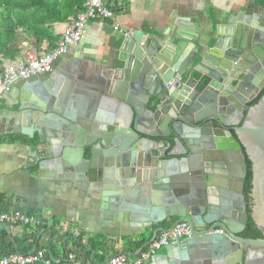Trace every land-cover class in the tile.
I'll list each match as a JSON object with an SVG mask.
<instances>
[{
  "label": "water",
  "instance_id": "water-1",
  "mask_svg": "<svg viewBox=\"0 0 264 264\" xmlns=\"http://www.w3.org/2000/svg\"><path fill=\"white\" fill-rule=\"evenodd\" d=\"M240 12L174 15L148 36L124 33L109 60L63 58L67 85L80 87L70 103L50 74L2 96L16 106L13 133H38L39 170L57 185L85 191L115 220L190 224L192 237L152 264H264V95L248 107L264 90V8ZM249 208L261 238L240 236Z\"/></svg>",
  "mask_w": 264,
  "mask_h": 264
},
{
  "label": "crops",
  "instance_id": "crops-1",
  "mask_svg": "<svg viewBox=\"0 0 264 264\" xmlns=\"http://www.w3.org/2000/svg\"><path fill=\"white\" fill-rule=\"evenodd\" d=\"M255 3L264 8V0H121L117 4L114 19L89 21L83 39L70 47L68 53L54 63V70L47 73L55 84L61 81L57 99L62 98L70 103L74 101V95H80L76 92L80 89L78 80L72 88L67 85V78L63 76L60 67L63 58L73 59L78 56L97 61L109 60L116 54L119 40L124 33L134 34L143 30L148 36L155 29L162 28L174 15L177 19L189 16L193 21H198L218 13L223 16L222 21H226L230 14L241 13L240 11ZM67 24L57 22L50 26L53 27L55 35L61 37ZM18 33L13 47L21 50L22 56L15 60L1 56L3 68L10 64H19L29 54H39L51 49L48 40L37 49L32 36L24 32ZM62 76L64 78L61 79ZM3 94L0 95V110L3 111L0 115V194L8 198L14 206H20L24 211L44 218L46 227L35 236L37 227L3 224L0 225V236L8 234L12 241L15 238L19 241L29 239L35 242L31 252L38 246L48 251L54 248L53 257L62 263L68 251L86 259L84 254L79 253L78 245L86 247V241L97 235L103 237L106 244L98 248L97 252H93L88 244L87 246L93 255L97 254L98 259L120 253L134 257L148 245L155 231L159 230L160 235L163 232L162 227H171L166 221L146 225L130 220H115L108 216L98 199L73 186L57 185L47 171L41 174L38 164L41 151L36 149L39 135L37 132L33 137L24 133H13V121L8 109L14 110L16 106L6 105ZM16 100L9 97L8 102L12 104ZM148 107L151 108V105ZM151 196L153 199L154 194ZM52 227L58 231L55 237ZM67 231L71 236L65 235ZM81 232L85 234L84 246L77 241ZM142 242L144 243L140 247ZM14 248L18 252L17 247ZM165 252L164 246L158 254ZM152 262L153 258L147 264Z\"/></svg>",
  "mask_w": 264,
  "mask_h": 264
},
{
  "label": "built area",
  "instance_id": "built-area-1",
  "mask_svg": "<svg viewBox=\"0 0 264 264\" xmlns=\"http://www.w3.org/2000/svg\"><path fill=\"white\" fill-rule=\"evenodd\" d=\"M121 0H85V8L65 26L60 41L49 50L39 54H29L19 64L7 65L0 73V95L10 89L22 79L50 73L54 70V63L68 53L70 47L79 43L85 34L86 26L91 20L114 19V7ZM22 225L27 227H41L44 218L30 214L24 210L13 209L0 213V225ZM222 232V231H220ZM190 238L192 231L187 221H181L169 230L163 231L146 249H142L136 256L127 254H113L104 259H81L77 253L69 252L65 260L60 263L43 250L28 253L11 252L0 254V264H147L158 251L177 238Z\"/></svg>",
  "mask_w": 264,
  "mask_h": 264
},
{
  "label": "trees",
  "instance_id": "trees-1",
  "mask_svg": "<svg viewBox=\"0 0 264 264\" xmlns=\"http://www.w3.org/2000/svg\"><path fill=\"white\" fill-rule=\"evenodd\" d=\"M85 0H0V57L2 56L5 59H17L19 56H22L21 50H16L14 44L18 39V32H24L34 38V45L37 49H40L43 42L48 40L51 44V49H53L57 43L60 41L61 37H58L54 33V29L51 24L61 22L68 23L72 18H75L80 11H83L85 8ZM117 10V4L115 5L114 12ZM50 49V50H51ZM3 62L0 60V73L3 70ZM264 95V90L256 97L253 101L248 104L252 106L256 104L260 98ZM247 108L245 109V114L247 113ZM248 176L246 178L245 184V195L247 197L248 203L251 204V191L253 188V170L252 162L248 158ZM13 209L23 210L20 206H14L13 203L8 200L4 195L0 194V213L8 212ZM30 213V212H28ZM251 208H249V219L247 226L243 232L240 233V236L245 238H261L263 237L262 231L257 227L253 218L250 215ZM32 214V213H30ZM22 226V225H16ZM45 224L41 227H37L35 236L37 233L41 232L45 228ZM53 237L57 235V230L55 227H52ZM66 236H71L70 232L65 233ZM84 233L81 232L77 237V241L81 242L82 245L84 242ZM103 237L97 235L93 236L86 241V247L79 246V253L85 255V258H91L93 252H97V249L106 244V240L102 239ZM85 243V242H84ZM144 242L140 243L141 247ZM90 246L92 251H89ZM22 245L24 247L22 248ZM33 243L31 240L28 241H19L18 239L11 240L8 234L0 236V254L7 255L11 252H15L17 247L18 252L28 253L33 249ZM145 246L143 249H146ZM42 250L38 246L35 251ZM43 251L48 252V254H54V248L50 251L43 249ZM73 252V251H68ZM94 258H99L97 254L93 255ZM103 259V257L101 258Z\"/></svg>",
  "mask_w": 264,
  "mask_h": 264
},
{
  "label": "flooded vegetation",
  "instance_id": "flooded-vegetation-1",
  "mask_svg": "<svg viewBox=\"0 0 264 264\" xmlns=\"http://www.w3.org/2000/svg\"><path fill=\"white\" fill-rule=\"evenodd\" d=\"M259 96V95H258Z\"/></svg>",
  "mask_w": 264,
  "mask_h": 264
}]
</instances>
